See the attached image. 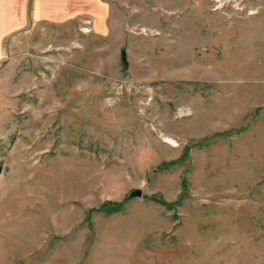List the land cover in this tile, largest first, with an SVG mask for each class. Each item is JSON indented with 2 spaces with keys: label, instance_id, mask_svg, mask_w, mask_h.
<instances>
[{
  "label": "rangeland",
  "instance_id": "rangeland-1",
  "mask_svg": "<svg viewBox=\"0 0 264 264\" xmlns=\"http://www.w3.org/2000/svg\"><path fill=\"white\" fill-rule=\"evenodd\" d=\"M0 264H264V0H0Z\"/></svg>",
  "mask_w": 264,
  "mask_h": 264
},
{
  "label": "water",
  "instance_id": "water-1",
  "mask_svg": "<svg viewBox=\"0 0 264 264\" xmlns=\"http://www.w3.org/2000/svg\"><path fill=\"white\" fill-rule=\"evenodd\" d=\"M122 57H123V60L125 61V62H127V59H126V51L125 50H122ZM142 195V190L141 189H134V190H132V191H130L128 194H127V196H126V198H125V200H124V202H127V201H129L130 199H132V198H135V197H140Z\"/></svg>",
  "mask_w": 264,
  "mask_h": 264
},
{
  "label": "bare ground",
  "instance_id": "bare-ground-1",
  "mask_svg": "<svg viewBox=\"0 0 264 264\" xmlns=\"http://www.w3.org/2000/svg\"><path fill=\"white\" fill-rule=\"evenodd\" d=\"M162 139H163L164 141H166V142L172 144V145L175 144V143H174L175 141L171 140V139H170L169 137H167V136H164V135H163V136H162Z\"/></svg>",
  "mask_w": 264,
  "mask_h": 264
}]
</instances>
